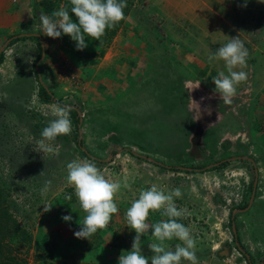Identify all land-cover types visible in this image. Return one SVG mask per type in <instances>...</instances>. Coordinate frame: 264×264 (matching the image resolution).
I'll use <instances>...</instances> for the list:
<instances>
[{
  "label": "rangeland",
  "instance_id": "1",
  "mask_svg": "<svg viewBox=\"0 0 264 264\" xmlns=\"http://www.w3.org/2000/svg\"><path fill=\"white\" fill-rule=\"evenodd\" d=\"M40 1L0 0V264H118L136 236L126 211L152 185L166 194L181 190L174 203L184 214L177 219L196 242V264H249L235 246L230 215L248 203L255 180L250 207L236 211L233 221L259 264L264 257L258 247L264 244V3L126 0L125 19L108 45L86 36L88 46L81 51L70 36L44 35L40 16H51L61 3ZM29 33L40 34L45 46L42 80L81 117L80 133L70 114L71 133L45 141L54 149L50 153L38 149L56 104L38 96L33 72L38 41L6 43ZM237 36L248 57L245 67L234 70L248 78L225 103L213 82L222 71L215 63L224 61L208 65V57ZM78 136L99 160L82 152ZM73 160L95 163L121 185L114 197L118 213L89 239L75 236L86 213L67 183ZM152 160L202 170H176ZM222 160L225 165L211 168ZM163 211H150L147 223L168 219ZM65 215L72 221H64ZM141 239L143 255L153 256L148 244L159 241L151 229ZM164 244L173 251L176 244L183 246L176 238Z\"/></svg>",
  "mask_w": 264,
  "mask_h": 264
},
{
  "label": "clouds",
  "instance_id": "2",
  "mask_svg": "<svg viewBox=\"0 0 264 264\" xmlns=\"http://www.w3.org/2000/svg\"><path fill=\"white\" fill-rule=\"evenodd\" d=\"M264 3V0H259ZM70 11L65 5L54 11L51 16L41 15V28L44 35L53 39L68 35L76 42L77 50H84L88 45L85 42L86 35L94 40H99L105 34L106 29L114 27L118 22L125 19L124 9L127 7L126 0H70ZM247 6V0L245 5ZM70 13H74L78 20L74 22ZM248 51L239 36L231 39L216 49L214 54L209 55L208 60H223L227 68V75L220 71L213 78L215 91L218 92L225 103H230L236 94L237 86L246 81L248 76L243 70L236 68L246 66ZM73 111L71 105L54 104L51 114L54 119L42 129V139L38 141V149L43 153L53 152V148L45 141H54L58 136L71 133L72 124L70 114ZM43 175V172L40 174ZM50 184V181L48 182ZM67 183L74 186L75 195L79 200L80 207L86 213L79 231L75 232L76 238L89 239L98 229H103L110 223L113 214L118 213V205L115 203V194L120 190L118 182L110 181L105 177L95 163L89 160H73L67 164ZM47 191V187L43 190ZM179 188L166 194L152 185L149 190H142L139 198L135 199L126 211L128 226L136 232L133 239L132 250L122 252L118 264H181V260L196 264L197 257L194 251L196 246L190 230L177 218L183 216V211L174 203V197H181ZM71 200L72 197L68 196ZM164 209L163 215L166 220L149 225L147 223L150 211ZM51 207L46 206L45 211ZM62 219L72 221L71 215H65ZM151 229L152 235L159 243H149L148 247L154 253L146 257L142 253L141 237ZM176 238L183 242L175 245V250H168L164 244L166 240ZM258 247L264 251V244Z\"/></svg>",
  "mask_w": 264,
  "mask_h": 264
},
{
  "label": "trees",
  "instance_id": "3",
  "mask_svg": "<svg viewBox=\"0 0 264 264\" xmlns=\"http://www.w3.org/2000/svg\"><path fill=\"white\" fill-rule=\"evenodd\" d=\"M56 1L58 3H61V5H65L66 8H68V10L70 11V8H71L70 0H54L53 2H56ZM45 2H46L45 0H41L40 1L41 4H44ZM70 16L72 17V19H73L74 22H77L78 23V20L75 17L74 13H70ZM120 23H122V20L120 22H118L114 27L109 28V29H106L105 34L100 39V41L102 42V44H103L104 47H106L108 45L110 39L115 35L116 30H117V27L119 26ZM64 36L67 37L68 35H64ZM10 37H11V40L8 43L9 45H11L14 42L19 41V40L32 39V38L37 39V41H38L37 42V45H38V48L40 49V52L38 54L37 59L40 57V55H41V43L43 42L42 36L40 34H31V33H29V34H22V35L16 34V35H13V36H10ZM95 41H99V40H95ZM104 47L101 49V51H104ZM3 59H4V51L0 52V63L3 61ZM37 59L35 60L34 63H36ZM33 72H34V74L36 76V79L38 81V96H39V98L42 101H44V102H54L56 104L64 105V103H62V101H61L60 98H55L54 93L49 89V87L45 84V82L43 80H39V78H38V75H39L38 74V71H37V69L34 68V66H33ZM72 108H73V111L71 112V116L73 118V121H74L76 130H77V133L78 132L80 133L81 132L80 131L81 130V126H80V124H81V117L79 115L80 113H79V110H78L77 107L72 106ZM76 143H77V146L82 150V152L85 155L90 156L93 159H98L96 157H92L89 154L88 150L84 147L83 138H81V137L78 136ZM127 151L130 152V154H132V155H134L136 157H140V158L142 157V156L138 155L137 153H135L134 151H132L130 149H127ZM114 152L115 151H113L112 153H114ZM152 162L155 163V164H158V165H163L162 163H159L158 161L152 160ZM225 164H226V160H222V161L218 162L216 166H212L211 168L221 167V166H223ZM163 166L168 167L166 165H163ZM168 168H172V169H176V170H178L179 168H182V169H185V170L191 171V172H197V171L202 170V168H196V167H186V168H183V167L169 166ZM246 205H247V203L244 204L243 207H246ZM230 219H231V221H233L234 217H231V215H230ZM233 239L235 241L236 248L238 249L239 252H241L244 255L246 261L249 264H254L250 253L245 249L244 245L241 243L237 232H233ZM259 264H264V257H262L259 260Z\"/></svg>",
  "mask_w": 264,
  "mask_h": 264
},
{
  "label": "water",
  "instance_id": "4",
  "mask_svg": "<svg viewBox=\"0 0 264 264\" xmlns=\"http://www.w3.org/2000/svg\"><path fill=\"white\" fill-rule=\"evenodd\" d=\"M18 35H22V34H18ZM10 40H11V37L7 39L6 43H8ZM2 51H3V46L0 47V52H2ZM44 57H45V47H44V43L42 42L41 43V55H40V59L34 64V68L37 69L38 74H39L38 75L39 80H42L41 75H40V71H39V61H41ZM183 168H186V167H183ZM255 190H256V180L253 183L252 193H251L250 199H249L246 207H244V208H234L232 210V217L234 216V214H235L236 211L241 212V211H244V210H246V209H248L250 207V205H251V203H252V201L254 199ZM231 227H232V231L233 232H237L236 226L234 224V221H232Z\"/></svg>",
  "mask_w": 264,
  "mask_h": 264
},
{
  "label": "crops",
  "instance_id": "5",
  "mask_svg": "<svg viewBox=\"0 0 264 264\" xmlns=\"http://www.w3.org/2000/svg\"><path fill=\"white\" fill-rule=\"evenodd\" d=\"M178 60H180V62H182V63H186V62H188V61H186V59H178ZM221 62H222V61L216 62L215 65H216L219 69H221L222 71H223V70H227V68H226V66H225V63L223 62V64H221ZM211 63H213V62H208V65H210ZM212 67H214V68H213L214 71H218V68H216L215 66H212ZM260 176H261V174H260ZM257 188H259V183L257 184Z\"/></svg>",
  "mask_w": 264,
  "mask_h": 264
}]
</instances>
